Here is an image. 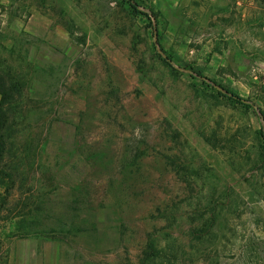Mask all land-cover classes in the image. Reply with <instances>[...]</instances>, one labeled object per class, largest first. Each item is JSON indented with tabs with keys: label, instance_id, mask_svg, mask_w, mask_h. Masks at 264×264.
I'll return each instance as SVG.
<instances>
[{
	"label": "rangeland",
	"instance_id": "1",
	"mask_svg": "<svg viewBox=\"0 0 264 264\" xmlns=\"http://www.w3.org/2000/svg\"><path fill=\"white\" fill-rule=\"evenodd\" d=\"M130 1L0 0V264H264V5Z\"/></svg>",
	"mask_w": 264,
	"mask_h": 264
},
{
	"label": "trees",
	"instance_id": "2",
	"mask_svg": "<svg viewBox=\"0 0 264 264\" xmlns=\"http://www.w3.org/2000/svg\"><path fill=\"white\" fill-rule=\"evenodd\" d=\"M130 1V0H129ZM131 6L135 5L131 1L129 2ZM256 4H263L264 0H255ZM231 97L234 98V100L241 101V99L238 96H235L234 94H231ZM8 93L6 92V89L4 87V84L2 80L0 81V129L2 128L5 116L3 114V111L1 109V104L8 99ZM248 106V105H247ZM3 139L2 134L0 133V153L3 149ZM213 226L212 220H205L202 222L200 227L193 229L190 231V239H199L200 244L203 242H208L209 246L200 247L197 249V252L199 253V257H202L206 260V264H225L222 260V254L219 253V250L222 248H219L217 244L215 243L216 239V233L211 234L210 231L208 233V229ZM155 239L154 238H148L145 246L141 250L140 256L138 258V261L136 264H181V262H177L176 254H172L169 250H160L157 249L155 246ZM208 247V248H207ZM124 264H130L129 262Z\"/></svg>",
	"mask_w": 264,
	"mask_h": 264
}]
</instances>
